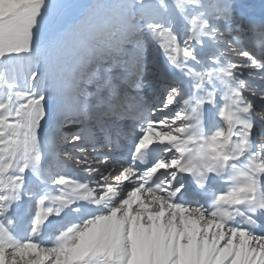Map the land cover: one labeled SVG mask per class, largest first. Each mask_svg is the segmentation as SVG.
<instances>
[{"label":"snow or ice","instance_id":"6c2138e0","mask_svg":"<svg viewBox=\"0 0 264 264\" xmlns=\"http://www.w3.org/2000/svg\"><path fill=\"white\" fill-rule=\"evenodd\" d=\"M0 264H264V21L0 0Z\"/></svg>","mask_w":264,"mask_h":264},{"label":"bare ground","instance_id":"6f19581e","mask_svg":"<svg viewBox=\"0 0 264 264\" xmlns=\"http://www.w3.org/2000/svg\"><path fill=\"white\" fill-rule=\"evenodd\" d=\"M239 8L251 9L250 14L260 12L264 14V0H236ZM257 6V7H255Z\"/></svg>","mask_w":264,"mask_h":264},{"label":"rangeland","instance_id":"374dc122","mask_svg":"<svg viewBox=\"0 0 264 264\" xmlns=\"http://www.w3.org/2000/svg\"><path fill=\"white\" fill-rule=\"evenodd\" d=\"M81 2L86 3V2H90V0H81ZM232 3H233L235 6H237V1H236V0H232ZM255 7H257V6H255Z\"/></svg>","mask_w":264,"mask_h":264}]
</instances>
